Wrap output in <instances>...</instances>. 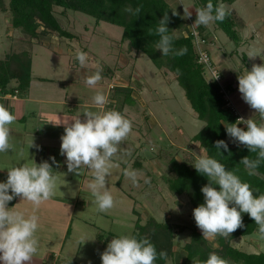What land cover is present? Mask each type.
<instances>
[{"label":"rangeland","instance_id":"obj_1","mask_svg":"<svg viewBox=\"0 0 264 264\" xmlns=\"http://www.w3.org/2000/svg\"><path fill=\"white\" fill-rule=\"evenodd\" d=\"M167 1L174 7L183 8V4L192 6L189 25H194L196 8H199L196 0ZM223 4L227 9L237 10L247 26L240 31L241 41L237 44L215 21L207 26L202 25L209 34L207 46L214 64L223 76V86L231 84V103L233 102L245 120L253 118L260 122L259 113H255L239 92L238 76L250 71L254 64L264 65V0H236L232 4ZM55 11L63 26L76 33L74 39L61 37L56 32L42 35L39 40L31 39L25 36L21 28L10 24L8 12L0 10V57L21 50H28L32 54L37 51L43 56L44 52H48V56L45 55L47 67L41 62L38 70L41 74L55 76L57 72H62V68L66 72L70 61L71 64L74 62L76 56L70 57L68 53L71 46L76 50L85 47L87 49L84 52L88 55L85 66L88 73L90 66V69L101 68L103 73L109 75L111 69L116 71V75L123 74L126 79L133 74L131 87H134L135 100L138 101L136 106H125V112L129 114L127 118L132 122V132L127 141L124 140L118 146V153L113 158L115 166L107 178V187L116 201L114 207L106 213L98 211L88 188L91 182L87 181L88 176L83 182L78 177L74 180L75 183H71V187L59 183L60 180L57 179L55 194L62 195L67 189L71 194V202L76 201L82 205V201H85L86 206H90L86 209L85 216L97 223L93 228V237L103 238L105 241L113 238L114 234L133 235L138 218L141 223H145L151 216L161 221H170L177 232L175 242L178 250H175L173 258H169L165 264H184L186 258L181 253L184 247L182 244L191 240L193 230L202 231L196 225L189 196L178 195L169 188L167 178L172 175L169 161L175 156L194 164L198 156H206L205 146L193 139L205 121L197 117L176 75L166 68H157L147 54L134 49L128 40H122L121 26L105 21L97 23L93 16L80 11L69 10L66 15L61 14L59 7ZM253 50L257 56L250 58L248 54ZM49 51L56 58H52ZM40 58L39 54L36 59L39 61ZM117 63L123 67H117ZM205 74L211 79L210 73ZM124 95L123 91L118 90L115 96L118 97L119 105L115 103L109 106L121 111ZM59 139L61 140L60 137ZM231 142L237 141L231 139ZM126 170H135V182L124 175ZM88 172L91 174L89 170ZM60 182L67 181L64 179ZM131 208H134L133 212ZM77 215L75 213V220ZM209 242L213 247L218 246L217 237L209 239ZM232 244L248 252L264 251V238L258 235L257 230L250 235L233 239ZM184 250L183 253H187L185 248ZM188 264L193 263L190 261Z\"/></svg>","mask_w":264,"mask_h":264},{"label":"clouds","instance_id":"obj_2","mask_svg":"<svg viewBox=\"0 0 264 264\" xmlns=\"http://www.w3.org/2000/svg\"><path fill=\"white\" fill-rule=\"evenodd\" d=\"M183 4V3H181ZM192 6L183 4L182 19L192 16ZM124 11L139 16L142 5L135 9L126 7ZM196 20L193 26H207L213 21H223L227 15V6L223 3L213 5L212 0L200 8H196ZM173 15H179L173 10ZM168 13L157 22L155 29L149 28L148 34L158 36L156 50L163 56L170 54L183 56L187 54V47L175 49L174 36L170 34ZM81 67L88 62V55L82 50L75 52ZM248 56L254 58V50ZM102 70L89 75L85 83L95 88L102 79ZM218 79V76L217 78ZM239 92L243 100L259 113L260 122L253 118H238L235 123L225 124L228 136L239 144L255 153V158L245 156L241 159L248 175H257V169L264 163V65L254 64L252 69L238 76ZM93 102L97 110L85 109L80 116L64 119L65 134L61 136L60 154L66 156L69 172L81 173L87 168L93 176L88 184L98 211L108 212L116 203L115 198L107 187V178L115 166L113 158L119 150L121 142L132 132V122L120 111L101 110L108 103V97L103 91H96ZM16 121L5 104L0 103V153H8L13 149L10 142V126ZM71 121V122H70ZM61 122L56 123L59 125ZM246 125V130L240 127ZM31 146H34L33 143ZM216 149L228 151V144L224 140L215 143ZM55 161V157L52 158ZM198 173L208 178V184L202 187L204 203L193 210L196 225L201 229L203 239H214L221 236L227 239L238 228L243 227L242 213H247L257 225V233L264 238V193L254 195L249 183L243 182L234 171L226 170L224 164L215 158L200 155L193 164ZM136 180L135 170L124 173ZM57 177L52 165L48 161L29 165L23 163L8 169V178L0 182V261L3 264H26L31 262L39 248L36 232L39 228V216L36 210L41 204L55 195ZM219 186V190L217 187ZM11 191V194L9 192ZM15 197L33 205L31 214L16 210V206L9 208L8 204ZM232 205V206H230ZM167 260L168 253H157L155 245L149 238H137L131 234H120L111 239L107 248L101 254L102 264H155L157 258ZM193 264H230L216 252L209 253L206 260L193 259Z\"/></svg>","mask_w":264,"mask_h":264},{"label":"trees","instance_id":"obj_3","mask_svg":"<svg viewBox=\"0 0 264 264\" xmlns=\"http://www.w3.org/2000/svg\"><path fill=\"white\" fill-rule=\"evenodd\" d=\"M235 1L212 0V3L215 6L220 3L232 4ZM207 3L208 0H196V6L199 8ZM141 5L142 11L139 16L124 11L126 7L135 9ZM56 7L61 8L62 15H66L69 10H75L93 16L97 23L105 21L121 26L122 40H128L134 49L147 54L157 68H166L169 72H173L197 117L205 121L204 126L193 136V139L205 146L206 156L217 159L225 165L226 170L234 171L243 182L249 183L254 195L259 196L264 193V163L257 169V175H248L240 161L245 156L254 159L256 154L251 153L247 147L238 142L232 143L226 132L225 124L235 123L238 119V115L226 105L223 91L225 88L231 91V84L222 86L218 80L207 78L204 65L198 61L197 43L189 25L190 18H181L184 15L183 8L174 7L167 0H8L7 2L0 0V10L9 13L10 24L15 28H21L25 36L39 40L42 35L56 32L61 37L74 39L76 33L63 26L61 18L56 14ZM173 10H176L179 15H173ZM165 12L170 18L168 28L170 34L174 36L173 46L177 50L186 46V55L163 56L162 52L155 47L159 37L148 34L149 28L155 29ZM194 18H196L195 15ZM215 22L239 44L240 31L245 29L246 21L237 10L227 9L226 18L222 22ZM203 28L202 25L198 27L199 34L202 38L208 39L209 34ZM81 50L85 49L81 48ZM221 79H223L222 74ZM13 80L17 84L10 88ZM31 80L32 56L28 50L9 52L0 57V94L13 91L24 94ZM113 88L115 93L118 90L124 92L125 95L121 101L123 107L126 104L137 105L131 86H114ZM115 93L112 98L115 97L118 100V97L114 96ZM111 103L115 104V102ZM123 107L121 111H118L122 113ZM240 127L246 130L242 124ZM218 140L226 141L229 150L225 151L223 148L217 150L215 143ZM169 164L172 172V175L167 178L170 190L178 195L187 194L194 209L204 203L201 189L208 184V178L198 173L193 164L184 159L180 160L174 156ZM215 187L219 190L218 185ZM242 218L244 226L238 228L227 239L217 236V247H213L209 239H203L201 232L193 230L191 240L184 245L187 250L184 264H188L193 259L204 261L211 252H216L230 264H264V251L248 252L232 244L233 239L250 235L257 230V225L249 214L242 213ZM176 234L175 226L170 221H161L151 216L145 223H141L138 218L133 235L138 239L149 238L155 245L157 253L166 251L169 259L175 255ZM167 260L160 259L158 256L155 264H165Z\"/></svg>","mask_w":264,"mask_h":264},{"label":"crops","instance_id":"obj_4","mask_svg":"<svg viewBox=\"0 0 264 264\" xmlns=\"http://www.w3.org/2000/svg\"><path fill=\"white\" fill-rule=\"evenodd\" d=\"M71 47L68 53L70 57H74L76 49L74 46ZM46 50H48L47 47ZM39 54L41 58L38 61L36 58L39 57ZM49 54L52 56L53 53L49 51ZM45 55L48 56V52H44V56L37 51L36 54L31 53L32 80L26 93L21 94L13 91L0 94V103L5 104L16 116V121L10 126V142L13 149H9L8 153H0V182L7 180L9 168L23 163L34 165L44 161L54 165L52 168L57 179L67 181H59V183L68 184L67 187H71V183L78 177L83 182L88 176L87 181H91L93 176L92 173L89 174L87 168H83L80 174L69 172L66 156L60 154L62 141L60 139L59 141L58 138L65 134L63 121L80 115L83 120L82 113L85 109L97 110L98 106L94 104L93 96L98 89H102L103 92L105 90V95L108 97V103L101 110H111L113 109L109 106L112 105L111 102L119 105V101L115 97L112 98L115 93L113 87L131 86L133 74L129 75V79H126L123 74L116 75V71L110 69L111 76L101 71V81L95 88L89 87L85 83L86 78L101 68L97 70L92 68V70L89 66L90 73H88L87 67H81L76 58H74L76 63L71 64L70 61L67 65L66 72L62 68V72H57L58 74L55 76L41 74L38 66L42 62L47 67ZM53 57L56 58L55 55ZM122 57L124 58V56ZM120 65L117 63L116 66L122 68L123 66ZM16 84L15 80L11 81L10 88L15 87ZM132 88L134 89L133 86ZM134 92L133 90L132 94L135 97ZM125 106L122 114L129 118V114L127 115L125 112ZM59 122L61 123L57 125L56 123ZM32 143L34 146H31ZM53 157H55V161L52 160ZM68 192L65 189L62 195L55 194L36 210V214L40 218L39 228L36 232L39 248L32 261L26 262V264H102L101 254L112 238L105 241L103 238L93 237L95 233L93 228L97 223L90 221V218L85 216L86 209L90 206L87 207L85 201H82V205L76 201L71 202V194ZM14 206H16V210L24 211L26 214H31L33 211V205L30 202L22 201L21 197H15L9 202V208ZM75 213H78L76 220ZM98 227L102 226L98 225ZM118 235L114 234L113 237ZM184 245L182 244V246ZM183 252H185L184 247L181 249V253L185 254V259L187 253ZM0 264L3 262L0 261Z\"/></svg>","mask_w":264,"mask_h":264},{"label":"built area","instance_id":"obj_5","mask_svg":"<svg viewBox=\"0 0 264 264\" xmlns=\"http://www.w3.org/2000/svg\"><path fill=\"white\" fill-rule=\"evenodd\" d=\"M191 31L195 35V40L197 43L198 61L204 65L205 72H208L212 75L211 79H216L218 76V79L216 80H218L222 84L221 73L219 69L213 64L211 54L209 53V47L207 46V44H209V38H202L199 34V29L195 26H191ZM223 91L225 93V99L227 101L226 105L229 106L238 115V118H244L239 114L233 102L231 103L232 100L230 96V90L225 88ZM242 126L246 127V125L244 124H242Z\"/></svg>","mask_w":264,"mask_h":264}]
</instances>
